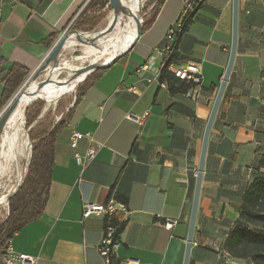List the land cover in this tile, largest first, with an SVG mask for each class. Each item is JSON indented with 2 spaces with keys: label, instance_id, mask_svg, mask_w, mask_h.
<instances>
[{
  "label": "crops",
  "instance_id": "1",
  "mask_svg": "<svg viewBox=\"0 0 264 264\" xmlns=\"http://www.w3.org/2000/svg\"><path fill=\"white\" fill-rule=\"evenodd\" d=\"M86 1L0 0L4 67L35 70ZM185 1L164 0L132 48L72 108L56 141L43 215L10 240L15 251L35 257V264H105L98 251L105 220L82 217V206L110 196L127 207V214H118L125 224L112 264L183 263L203 132L228 61L232 28V0H204L179 38L168 68L171 79L157 76L158 57L139 71L165 44ZM187 62L201 67L194 100L185 93L190 86L174 73ZM2 86L0 81V99ZM60 103L65 116L72 105L64 110L67 103ZM72 130L89 132L96 148L83 167L74 154L88 140L71 147ZM262 153L264 0H238L236 54L209 133L189 264H253L231 257L224 244ZM166 220L174 224L167 227Z\"/></svg>",
  "mask_w": 264,
  "mask_h": 264
},
{
  "label": "trees",
  "instance_id": "2",
  "mask_svg": "<svg viewBox=\"0 0 264 264\" xmlns=\"http://www.w3.org/2000/svg\"><path fill=\"white\" fill-rule=\"evenodd\" d=\"M204 0H198L196 7L183 19V26L178 35L177 43L182 33L187 29L191 19ZM164 0H156L151 16L143 23L142 31H145L154 21L159 8ZM108 0H89L84 10L80 13V20L73 24L74 29L85 27L93 28L104 16L88 17L86 11L104 8ZM108 9L111 7L108 5ZM55 39L51 36L48 43ZM176 57L168 58L160 71L161 80H170L168 66ZM5 60L0 56V81L3 83L0 107L2 108L18 90L23 81L30 74L22 65L12 64L4 67ZM104 69H97L89 74L84 82L76 88V95L72 107L60 121L53 125L48 131L37 137L33 147L28 170L17 191L9 198V211L6 218L0 223V254L12 237L21 230L27 223L40 218L43 215L44 207L48 199L49 186L51 182V171L54 165L55 145L59 135L67 127L72 108L78 103L88 87L102 74ZM189 85V84H187ZM179 87L172 88L177 90ZM28 104L25 107L29 106ZM28 110V109H27ZM30 122V121H28ZM264 153L257 158L253 179L243 193L241 203L237 206L238 218L229 231L225 240V249L229 255L237 259H248L253 264H264ZM122 221L118 228L116 237L124 227Z\"/></svg>",
  "mask_w": 264,
  "mask_h": 264
},
{
  "label": "bare ground",
  "instance_id": "3",
  "mask_svg": "<svg viewBox=\"0 0 264 264\" xmlns=\"http://www.w3.org/2000/svg\"><path fill=\"white\" fill-rule=\"evenodd\" d=\"M121 2L127 10L131 11L133 14L139 17V11L132 5L131 0H121ZM113 18L114 15L113 12H111L110 15L107 16L105 24L100 29L91 32H82L85 38H92L93 36H97L93 44H86L80 42L77 39V35L71 32L69 37L65 41L61 51H63L64 48L68 45L70 46V48L76 45H81L83 46L84 51V55L80 58L81 62H84L85 58H89L90 56L92 57V55H95L98 59L95 63L106 62L110 60L113 56L118 54L120 51L124 50L131 43V41L136 35V24L131 14L118 16L114 28L107 33H101L113 20ZM82 34L81 37L84 38ZM168 49H175V42H168ZM167 59L168 58L163 59V61L161 62V67L165 65ZM60 64L61 63H59V67L53 69L51 73L52 80H60L61 84L49 82L38 92V94L33 95L37 88L38 82H40L47 76L48 69L44 70L45 74L44 76H42V78L39 77L35 80L33 78H30L25 82L19 93L16 106L11 112L4 128L0 133V140L3 146L6 148L5 153L0 159V205L5 202L7 196L13 192L16 183L20 181L22 176V169L20 168L21 166L18 165V162L20 160L19 156L24 146L29 147L27 139L28 133L26 134V131L23 127L25 122V107L33 101L37 100L45 92L51 89L55 91V94L52 97L53 103L57 100V98L61 95L63 91H65L69 86L77 85L83 78V75H81L77 79L70 82L68 81L70 78L57 79V71L60 68ZM14 148L18 149V156L15 154ZM11 161L14 162V167L16 171V182L14 184L13 180L9 179L11 177L6 179L7 181L4 179L5 176L8 177L9 171L11 172L12 170Z\"/></svg>",
  "mask_w": 264,
  "mask_h": 264
},
{
  "label": "water",
  "instance_id": "4",
  "mask_svg": "<svg viewBox=\"0 0 264 264\" xmlns=\"http://www.w3.org/2000/svg\"><path fill=\"white\" fill-rule=\"evenodd\" d=\"M108 5L111 7V11L113 12L114 18L101 33H107L111 31L116 24V20L118 16L131 14L136 24V35L134 39L124 50L120 51L118 54L113 56L110 60L106 62H100V63H90L82 68H76L74 71H72V76L68 80L69 82L83 75V78L80 81L82 82L85 80V78L89 74H91L95 70L104 69V68L111 66L113 63H115L120 57H122L127 51H129L132 48V46L135 44V42L138 40V38L142 34L143 24H142L141 19L137 17L135 14H133L131 11L127 10L123 6L121 0H108ZM237 30H238V0H232V28H231L230 52H229V57H228L226 67L222 74V78L220 80V83H219L206 125L204 128V132H203L202 145H201L199 161H198V166H197L194 193H193L192 201H191V210H190V216H189V221H188V230H187L184 257H183L182 264H189V254H190L191 242L193 238V231H194V225H195V219H196V213H197V204H198V199H199L201 179L203 175V168H204L205 155H206L207 144H208V139H209V133L211 130V126L213 124V120L217 114V110L219 108V105H220V102H221V99H222V96H223V93H224V90L227 84V80L229 78V75H230V72L233 66V62H234V58L236 54V48H237ZM71 32L77 35V39L80 42L86 43V44H93L97 38V36H93L92 38H87V37L85 38L82 32L76 29L68 30V31L65 30L64 32H62L59 35V37L56 39V41L53 43L49 52L46 54V56L43 58L40 64L35 68V70H33L29 74L27 79L23 82V84H21L18 90L12 95L10 100L6 103V105L0 111V133L2 129L4 128L11 112L15 108L18 97H19V93L23 85L28 79L33 78L35 80L40 77V74L42 71L48 69L47 76L44 79H42L40 82H38L37 88L33 95L38 94V92L49 82H54L55 84H61L60 80H55V81L52 80L51 72L53 71V69H56L57 67H59V61H58L59 55L61 53V50H62V47L65 41L67 40ZM81 34L83 35L84 38L81 37ZM30 147L31 145L29 143V149ZM19 185H20V182L16 183L13 192L9 194L6 198L7 202L9 198L17 191Z\"/></svg>",
  "mask_w": 264,
  "mask_h": 264
},
{
  "label": "built area",
  "instance_id": "5",
  "mask_svg": "<svg viewBox=\"0 0 264 264\" xmlns=\"http://www.w3.org/2000/svg\"><path fill=\"white\" fill-rule=\"evenodd\" d=\"M198 0H186L183 4L182 10L177 21L171 25L165 35V44L156 47L153 55L150 56L139 67V71H146L154 64V57H158V72L160 75V60L163 58H172L177 48V38L183 26V19L188 15L197 5ZM108 6V3L105 5ZM99 14V12L97 13ZM71 23V22H70ZM168 42H175V49H168ZM172 67V62L167 68ZM175 74L180 77L190 86V89L185 93L193 100L198 96V89L201 86V67L196 62H187L182 68L177 69ZM62 114L56 117L55 123L60 121ZM82 139H87L88 144L85 146L83 152H75L74 158L76 162L82 167L92 161L96 155V148L92 145V136L89 132H79L72 130L69 136V143L71 147L76 148L78 142ZM8 212V210H7ZM127 214V207L124 202L114 199L110 196L103 203H84L82 206V217H89L92 215L101 216L105 220L103 236L100 240L98 251L103 257L105 264H112L115 255V248L117 246V228L122 222V218L118 214ZM174 220H166L165 226L171 227ZM36 258L14 250L11 242L9 241L3 252L0 254V264H35Z\"/></svg>",
  "mask_w": 264,
  "mask_h": 264
},
{
  "label": "rangeland",
  "instance_id": "6",
  "mask_svg": "<svg viewBox=\"0 0 264 264\" xmlns=\"http://www.w3.org/2000/svg\"><path fill=\"white\" fill-rule=\"evenodd\" d=\"M88 2H89V0H87L86 3H84L79 8L77 13H75L74 17L71 19V21H70L71 23L68 24V26L63 30V32L65 30L68 31V30L74 29L72 25L75 24L76 21L80 20V17H79V16H81L80 13L84 10V8L86 7ZM131 2H132V5L139 11V18L141 19L142 24H143L151 16L156 0H131ZM107 7L104 6V8L101 10L99 8H95L94 10H92L93 8L88 9L86 11V15L88 17H92V16H98L99 17V16H101V13H103L104 16L100 19V21H98L97 25L94 26L93 28L85 27V28L76 29V30H78L80 32H91V31H95V30L100 29L105 24V20H106L107 16H109L110 13L112 12ZM98 12H99V14H97ZM55 41L56 40H54V42ZM73 47L70 48V46L68 45L64 48L63 51H61L59 58H58V61L61 64H60V68L57 71V74H58L57 79L71 78L72 71H74L76 68H82V67H84L90 63H95L98 60L95 55H92V57L90 56L89 58H85L84 59L85 61L81 62L80 58L84 55L83 46L76 45ZM44 74H45V71H42L40 74V77L42 78V76H44ZM83 82L84 81L78 83L77 85L69 86L65 91H63L61 93V95L53 103H52V97L55 94V91L53 89L48 90L42 96H40L37 100L30 103V105L26 108L25 119H24L25 122H24L23 127H24V130L26 131V134L28 133L27 139H28V143H30L31 147L29 149L28 146H24V148L22 149L21 154H20V156L22 158L19 156L20 160L18 162V165L21 166L20 168L22 169V176H21V179L19 181L20 184L22 183V181L25 177V174L28 170L29 161H30L31 153H32V147H33L35 140L37 139L36 137L38 135H40L43 130L48 129L50 127V125L52 123H54L57 116H59L61 113L63 116L64 111L60 113V111L62 110L60 102L65 101L67 103L66 104L67 106L65 108H63L64 110L66 108L70 107L73 104L74 97L76 95V88L78 87V85L82 84ZM59 106H60V108H58ZM1 110H2V108L0 109V111ZM28 121H30V122H28ZM17 150L18 149L14 148L16 155H17ZM5 151H6V148L3 146V144L0 140V153H1L0 159H1L2 155L5 153ZM11 165H12V170H11V172L9 171L8 177L5 176L4 179L6 180L9 177H11L9 179H12L13 184H14L16 182L15 181L16 180L15 179V172L16 171H15L13 161H11ZM8 202H9V200H8ZM8 202L6 200L5 202H3L0 205V223L6 218V216L8 214V212H7V210L9 211V203Z\"/></svg>",
  "mask_w": 264,
  "mask_h": 264
}]
</instances>
